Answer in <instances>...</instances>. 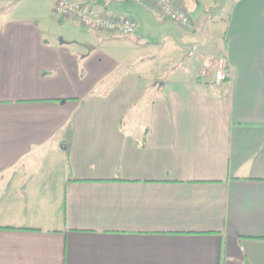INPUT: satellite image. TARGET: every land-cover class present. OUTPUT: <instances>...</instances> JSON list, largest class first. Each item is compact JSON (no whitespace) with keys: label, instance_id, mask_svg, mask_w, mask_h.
Returning a JSON list of instances; mask_svg holds the SVG:
<instances>
[{"label":"crops","instance_id":"obj_1","mask_svg":"<svg viewBox=\"0 0 264 264\" xmlns=\"http://www.w3.org/2000/svg\"><path fill=\"white\" fill-rule=\"evenodd\" d=\"M14 1L0 7V264H264V0L203 6L191 33L160 19L150 41L146 1L92 2L139 23L125 39L149 48L132 64L104 52L120 34L47 35L85 28L59 0ZM203 46L229 80L200 77Z\"/></svg>","mask_w":264,"mask_h":264},{"label":"rangeland","instance_id":"obj_2","mask_svg":"<svg viewBox=\"0 0 264 264\" xmlns=\"http://www.w3.org/2000/svg\"><path fill=\"white\" fill-rule=\"evenodd\" d=\"M219 1L226 2V0H200V1L186 0L187 7H188V10L190 12L192 19H199L202 16L203 6L207 5L211 9H214ZM13 2L15 3L14 0L12 1L0 0V7H6V6L12 7V5L14 4ZM22 3L24 4L23 5L21 4L20 7H23V8L28 6L29 4L26 1ZM17 4L18 3L15 4L14 9L16 8ZM30 9H33V5L30 6ZM36 9L38 10V7ZM44 10L45 8L43 7L42 13ZM141 18L144 21L143 26L142 28H140V30L137 31L136 34L145 35L146 37L145 36L144 37L148 39L147 41H150L153 35H165V33L167 32V29L161 27L159 24L160 19L163 20L164 18L161 16V14H159L157 9L149 5L148 6L146 5L144 11L142 10L141 12ZM138 25L139 23L137 22V27ZM194 27L195 25L189 31H184V32L191 33L193 32ZM44 28L47 32V35H55V36L57 35L59 39L61 38L69 39V38H75L74 36L85 35V36H89V38L88 37L86 38L96 41V38L99 35L101 40H103L102 39L103 37L100 36L101 34L94 32L93 30H89V28L85 29L86 27L81 28L78 25L70 22V20H66L64 22H59L56 20L51 21L49 25L44 24ZM99 31H102V30H99ZM202 31H203V35H207V31H205V29H203ZM131 36L132 35L130 36L121 35V37L124 39H117V40L112 39V41L108 45L103 47L104 52L110 55H113L116 58H119L123 62V64L124 63L126 64L127 62H129V64H132L136 62L143 55L148 53L149 47L143 48V47L138 46L137 45L138 43L135 39H131V38L125 39ZM217 54H218V51L213 46H207V47L203 46L202 47L201 53L199 55V58L201 59V63L198 65L199 69L197 71L199 75H201L203 71H207L210 76L213 75L217 61L221 58V57L218 58ZM150 70H152V66L150 63L144 64L143 68H141V71L150 72ZM155 72L157 74H161L163 71L161 67H158L157 69H155Z\"/></svg>","mask_w":264,"mask_h":264},{"label":"built area","instance_id":"obj_3","mask_svg":"<svg viewBox=\"0 0 264 264\" xmlns=\"http://www.w3.org/2000/svg\"><path fill=\"white\" fill-rule=\"evenodd\" d=\"M97 0H59L56 12L60 17H69L91 29L102 30L123 36L133 35L137 29V22L130 17L109 16L95 14L90 4ZM168 21L173 22L179 29L189 31L194 26L185 0H144ZM232 75L231 66L222 56L216 64L212 76L203 71L201 76L214 79L218 84L226 82Z\"/></svg>","mask_w":264,"mask_h":264},{"label":"trees","instance_id":"obj_4","mask_svg":"<svg viewBox=\"0 0 264 264\" xmlns=\"http://www.w3.org/2000/svg\"><path fill=\"white\" fill-rule=\"evenodd\" d=\"M176 68H178V67H176ZM200 77H202V76H200Z\"/></svg>","mask_w":264,"mask_h":264}]
</instances>
